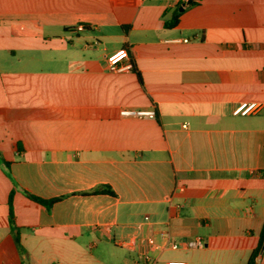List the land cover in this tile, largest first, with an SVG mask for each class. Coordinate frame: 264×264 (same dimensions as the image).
<instances>
[{
	"label": "crops",
	"instance_id": "1",
	"mask_svg": "<svg viewBox=\"0 0 264 264\" xmlns=\"http://www.w3.org/2000/svg\"><path fill=\"white\" fill-rule=\"evenodd\" d=\"M190 1L0 0V264H246L264 106L232 110L264 104V0Z\"/></svg>",
	"mask_w": 264,
	"mask_h": 264
},
{
	"label": "built area",
	"instance_id": "2",
	"mask_svg": "<svg viewBox=\"0 0 264 264\" xmlns=\"http://www.w3.org/2000/svg\"><path fill=\"white\" fill-rule=\"evenodd\" d=\"M75 31L83 29L81 24L76 25L73 28ZM130 55L125 47H120L111 52L106 59L107 68L111 71H119L132 68V63L128 61ZM126 60V61H125ZM264 104L256 100H242L232 110L233 114H250L259 111ZM119 114L123 117H149L153 118L156 116L153 108H121ZM146 242L149 246H154L155 242L152 237L146 238ZM182 242H171V247H177ZM187 246H200L202 245L201 240L198 238L184 240Z\"/></svg>",
	"mask_w": 264,
	"mask_h": 264
},
{
	"label": "trees",
	"instance_id": "3",
	"mask_svg": "<svg viewBox=\"0 0 264 264\" xmlns=\"http://www.w3.org/2000/svg\"><path fill=\"white\" fill-rule=\"evenodd\" d=\"M197 1H199V0H191L190 4L196 3ZM179 7H180V3H179V5H177L173 9L171 18L169 20H164L163 21V24L166 27H171V26L175 25L178 22V18H179L180 14L183 11V10H179ZM70 29H72V28H70ZM132 68H133V66H132ZM94 191H102V192H106V193H110V194L113 193L108 187H102V188L96 189ZM11 195H12V192L10 194L9 201H8V205H9L8 216H9L10 226L13 227L14 224H13V212H12ZM27 196L31 200H33V201H35V202H37L39 204H42V205H44L47 208H49L52 205V203L55 202L58 199V197L44 199V198H42L40 196L31 194V193H27ZM16 239H17V237H16ZM263 241H264V218H263L261 229H260V232H259L258 243H257L256 247L251 251V254L248 257L246 264H256L255 258L257 256V254L259 253V251H260V248L262 246Z\"/></svg>",
	"mask_w": 264,
	"mask_h": 264
},
{
	"label": "water",
	"instance_id": "4",
	"mask_svg": "<svg viewBox=\"0 0 264 264\" xmlns=\"http://www.w3.org/2000/svg\"><path fill=\"white\" fill-rule=\"evenodd\" d=\"M189 1H190V0H188V2H189ZM179 9L181 10V9H182V7L180 6V7H179ZM263 246H264V241H263V243H262V246H261V247L263 248Z\"/></svg>",
	"mask_w": 264,
	"mask_h": 264
}]
</instances>
